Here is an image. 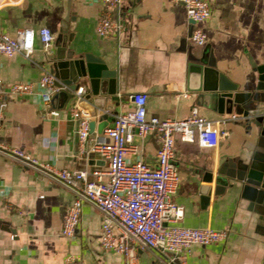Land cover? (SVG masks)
Masks as SVG:
<instances>
[{"label": "crops", "instance_id": "0c3cea01", "mask_svg": "<svg viewBox=\"0 0 264 264\" xmlns=\"http://www.w3.org/2000/svg\"><path fill=\"white\" fill-rule=\"evenodd\" d=\"M211 8L203 23L206 42L189 40L193 26L184 8L170 0H121L118 32L102 35L95 24L103 12L100 0H0V32L15 35L20 27L46 26L53 34L48 50L34 39L30 58L19 52L0 53V80L35 83L49 71L56 37L70 36L65 48L90 53L115 69V92L96 97L95 105L83 97L80 104L92 111L89 137L111 122L112 114L130 107L128 94L146 93L147 116L183 117L192 105L206 118L226 116L215 103L198 91L194 60L204 58L238 88L249 87L255 78L250 61L264 59V0H206ZM82 95L88 91L86 78H79ZM105 91V90H104ZM66 86L51 95L43 107L38 88L9 95L0 115V143L15 146L39 160L61 168L104 167L95 152L78 153L75 121L69 116ZM184 93L186 95H184ZM90 105V106H89ZM57 111L56 115L48 110ZM235 114V113H234ZM227 120V134L217 145L203 147L196 140H180L173 134V163L179 177L170 199L182 208L176 223L192 227L227 228L223 241L192 244L187 253L136 249L140 264H261L264 259V232L239 188L226 187L213 194V180L202 174L214 171L226 158L236 159L255 145L253 128L242 118ZM89 143V141H88ZM158 144L156 134L148 132L140 150L128 160L140 158L154 164ZM210 186L205 195L200 185ZM72 193L56 181L21 163L0 155V264H70L67 255L81 264H122V254L103 249L98 241L100 216L88 202L80 205L79 219L71 236L61 233L62 220Z\"/></svg>", "mask_w": 264, "mask_h": 264}, {"label": "built area", "instance_id": "2783aa9c", "mask_svg": "<svg viewBox=\"0 0 264 264\" xmlns=\"http://www.w3.org/2000/svg\"><path fill=\"white\" fill-rule=\"evenodd\" d=\"M103 12L95 24L98 34L118 32L120 23L112 17V11L121 0H100ZM183 6L185 16L192 21L189 40L195 45L206 42L203 23L209 17L211 8L206 0H170ZM37 39L43 50L53 42V34L46 26L35 29L20 27L15 35L0 32V53L10 55L21 53L30 58ZM36 86L43 104L49 105L51 95L63 86L54 84V76L44 71L33 82L14 81L7 85L0 80V115L9 95L30 92ZM83 86L72 91L73 101L69 105V116L75 121V140L78 153L85 146L105 162L104 167L65 168L55 167L45 160H39L22 149L0 143V155L56 181L72 193V199L62 220L61 233L71 236L79 219L80 205L88 202L100 216L98 241L103 249L122 254V264H140L136 249L180 255L187 253L192 244H206L223 241L227 228L192 227L176 223L182 215L180 205L171 201L170 195L177 187L179 177L171 162L173 155V134L180 140H196L198 145H217L227 131L223 128L236 114L206 118L196 105H192L183 117L147 116L145 113L146 93L128 94L130 107L112 114L111 122L101 132L89 137V121L92 111L80 104ZM184 95H186L184 93ZM56 115L57 111L48 110ZM153 131L158 139L155 162L149 164L140 158L128 160L127 155L140 150L142 138ZM89 141V143H88ZM70 264H81L71 255Z\"/></svg>", "mask_w": 264, "mask_h": 264}, {"label": "water", "instance_id": "95a60500", "mask_svg": "<svg viewBox=\"0 0 264 264\" xmlns=\"http://www.w3.org/2000/svg\"><path fill=\"white\" fill-rule=\"evenodd\" d=\"M118 10L119 7L114 10L115 17ZM69 40V35L65 38L57 35L49 72L53 74L56 86H66L69 90L65 93L68 98L73 97L72 91L78 86L76 81L86 78L88 91L82 95L85 100L82 103L95 105L98 103L97 96L104 92H115V69L108 68L102 59L90 53L74 54L66 49L63 43ZM194 61L198 75L196 89L206 92L204 97L215 103L217 111H232L241 117L247 128H253L255 135V145L249 152L236 159H224L214 171H204L202 179L206 182L213 180V194L222 193L226 187H238L240 197L248 201V209L255 214L256 220L264 223V59L258 63L250 61L255 78L249 87L241 89L218 72L207 59L201 57ZM91 126L92 122L89 121V128ZM209 188L206 183L200 185L201 194L206 195ZM258 227L263 228L264 232V225L258 224ZM261 264H264V259Z\"/></svg>", "mask_w": 264, "mask_h": 264}]
</instances>
